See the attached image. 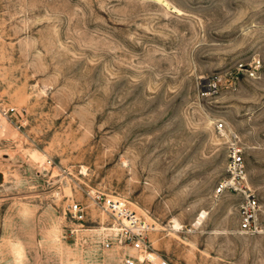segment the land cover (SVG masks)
<instances>
[{
	"label": "rangeland",
	"instance_id": "rangeland-1",
	"mask_svg": "<svg viewBox=\"0 0 264 264\" xmlns=\"http://www.w3.org/2000/svg\"><path fill=\"white\" fill-rule=\"evenodd\" d=\"M229 130L257 234L216 192ZM94 189L156 227L153 259L264 264V0H0V264H121Z\"/></svg>",
	"mask_w": 264,
	"mask_h": 264
},
{
	"label": "built area",
	"instance_id": "built-area-1",
	"mask_svg": "<svg viewBox=\"0 0 264 264\" xmlns=\"http://www.w3.org/2000/svg\"><path fill=\"white\" fill-rule=\"evenodd\" d=\"M259 66L260 60L257 58L249 64L240 62L233 71L209 78L205 81L206 85L203 88L218 92L223 79L227 76V80L235 87L240 74L245 73L248 77L254 78L257 76ZM9 110L15 112L17 109L11 107ZM218 129L226 130L224 123H220ZM226 137L228 142L227 174L218 183L216 192L218 194L231 192L239 196V230L247 234H257L263 230L258 222L260 203L255 190L247 180L244 148L235 131H227ZM90 194L93 202L103 207L110 218V224L106 229L108 231L101 239L103 248L118 250L121 264H173L164 258L153 259L151 257V253L154 252L151 251L148 235L155 227L131 209L126 200L96 189ZM69 211L75 218L82 220L85 217L86 208L80 202H72Z\"/></svg>",
	"mask_w": 264,
	"mask_h": 264
},
{
	"label": "bare ground",
	"instance_id": "bare-ground-1",
	"mask_svg": "<svg viewBox=\"0 0 264 264\" xmlns=\"http://www.w3.org/2000/svg\"><path fill=\"white\" fill-rule=\"evenodd\" d=\"M160 1H164V0H160ZM39 158L41 159V157H39ZM173 228L176 230H179L180 224L178 221H174ZM155 229H156V227H155Z\"/></svg>",
	"mask_w": 264,
	"mask_h": 264
}]
</instances>
